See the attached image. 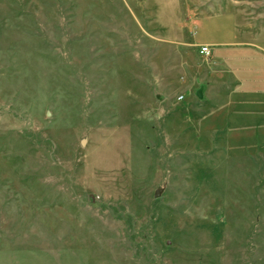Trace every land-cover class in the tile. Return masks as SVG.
<instances>
[{"label": "rangeland", "instance_id": "rangeland-1", "mask_svg": "<svg viewBox=\"0 0 264 264\" xmlns=\"http://www.w3.org/2000/svg\"><path fill=\"white\" fill-rule=\"evenodd\" d=\"M234 25L264 0H0V264H264V156L180 84Z\"/></svg>", "mask_w": 264, "mask_h": 264}, {"label": "crops", "instance_id": "crops-1", "mask_svg": "<svg viewBox=\"0 0 264 264\" xmlns=\"http://www.w3.org/2000/svg\"><path fill=\"white\" fill-rule=\"evenodd\" d=\"M199 45L209 47V60L204 61L199 51L196 53L193 49ZM189 46L198 63L194 68L182 64L184 75L180 77V84L204 99L203 120L198 119V124L204 125L207 135H226L236 151H244L246 157L257 153L264 156L262 39L243 33L234 25L226 38L199 40L193 37ZM199 58L203 64L199 63Z\"/></svg>", "mask_w": 264, "mask_h": 264}, {"label": "built area", "instance_id": "built-area-1", "mask_svg": "<svg viewBox=\"0 0 264 264\" xmlns=\"http://www.w3.org/2000/svg\"><path fill=\"white\" fill-rule=\"evenodd\" d=\"M200 55H202L205 59H208L211 56V52L207 46L200 47L199 50ZM183 96H179L178 100H182Z\"/></svg>", "mask_w": 264, "mask_h": 264}, {"label": "water", "instance_id": "water-1", "mask_svg": "<svg viewBox=\"0 0 264 264\" xmlns=\"http://www.w3.org/2000/svg\"><path fill=\"white\" fill-rule=\"evenodd\" d=\"M157 195V194H156Z\"/></svg>", "mask_w": 264, "mask_h": 264}]
</instances>
